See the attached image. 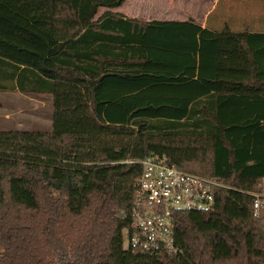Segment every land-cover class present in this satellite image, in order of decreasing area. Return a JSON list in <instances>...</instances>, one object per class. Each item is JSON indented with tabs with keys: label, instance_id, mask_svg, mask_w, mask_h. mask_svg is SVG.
I'll use <instances>...</instances> for the list:
<instances>
[{
	"label": "trees",
	"instance_id": "1",
	"mask_svg": "<svg viewBox=\"0 0 264 264\" xmlns=\"http://www.w3.org/2000/svg\"><path fill=\"white\" fill-rule=\"evenodd\" d=\"M124 2L0 0V91L53 102L50 130H0V264H264V28ZM152 154L225 184L175 215L177 256L125 247Z\"/></svg>",
	"mask_w": 264,
	"mask_h": 264
},
{
	"label": "built area",
	"instance_id": "2",
	"mask_svg": "<svg viewBox=\"0 0 264 264\" xmlns=\"http://www.w3.org/2000/svg\"><path fill=\"white\" fill-rule=\"evenodd\" d=\"M141 165L125 247L145 255L177 256L181 249L175 244V215L213 210L217 190L225 184L170 164L166 156L149 155ZM254 196V215L264 218V190Z\"/></svg>",
	"mask_w": 264,
	"mask_h": 264
},
{
	"label": "rangeland",
	"instance_id": "3",
	"mask_svg": "<svg viewBox=\"0 0 264 264\" xmlns=\"http://www.w3.org/2000/svg\"><path fill=\"white\" fill-rule=\"evenodd\" d=\"M211 3L212 0H125L116 10L141 20L193 17L203 21L207 14L205 8ZM228 8L221 10L223 19L240 20L239 28L243 24H252L253 17L264 15V11L259 6H251L249 0H232ZM103 11L100 9L98 15ZM52 114L53 102L48 94L0 92V130H50Z\"/></svg>",
	"mask_w": 264,
	"mask_h": 264
},
{
	"label": "crops",
	"instance_id": "4",
	"mask_svg": "<svg viewBox=\"0 0 264 264\" xmlns=\"http://www.w3.org/2000/svg\"><path fill=\"white\" fill-rule=\"evenodd\" d=\"M231 1L232 0H212V3L208 7H206V8L204 7L205 12H207V14L205 15V20L197 21L193 17H191V19H194L196 23L205 27L206 23H207L208 16L215 10V11H217V15L215 18L212 19V23L215 25H218V26L230 25L231 27L236 28V29L251 27L252 29L260 30V29L264 28V15H259V16L253 17L251 19L252 24H243L242 27H240V28H239V23H238L240 20H237L236 22H231L226 18L223 19L222 14H221L222 13L221 10H228L229 9L228 6H230ZM249 2H251V6H253V5L259 6L264 11V0H254V1L249 0ZM202 6H205V5L202 4ZM100 9H104L105 11L107 10L106 8H100ZM111 10L117 12L116 8L111 9ZM118 12H120V11H118ZM98 14H99V12H98ZM126 16H128V15H126ZM128 17H134V16H128ZM188 19H190V18H187V19H175V18L174 19H158V18H156V19H149V20L185 21ZM149 20H147V21H149ZM0 92H2V91H0ZM5 92H14V93L18 92L19 93V91H5Z\"/></svg>",
	"mask_w": 264,
	"mask_h": 264
}]
</instances>
